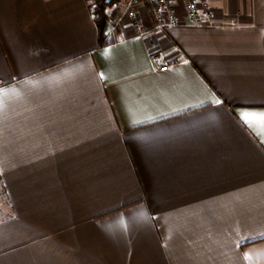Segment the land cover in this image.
<instances>
[{"label":"crops","instance_id":"obj_1","mask_svg":"<svg viewBox=\"0 0 264 264\" xmlns=\"http://www.w3.org/2000/svg\"><path fill=\"white\" fill-rule=\"evenodd\" d=\"M106 2L0 0V264H264V0Z\"/></svg>","mask_w":264,"mask_h":264},{"label":"built area","instance_id":"obj_2","mask_svg":"<svg viewBox=\"0 0 264 264\" xmlns=\"http://www.w3.org/2000/svg\"><path fill=\"white\" fill-rule=\"evenodd\" d=\"M101 0H87L89 6L94 8L96 3ZM112 1V0H108ZM125 6V16L132 25L136 35H143L145 31L144 24L140 17L142 7L149 9V15L153 21L154 28L159 31H164L175 27L179 24L177 7L172 0H114ZM181 9L187 21L196 27H203L212 17L209 0H180ZM151 63L154 70L165 72L168 69V64L163 63L158 66L156 59L151 57ZM173 65L175 63H172Z\"/></svg>","mask_w":264,"mask_h":264},{"label":"trees","instance_id":"obj_3","mask_svg":"<svg viewBox=\"0 0 264 264\" xmlns=\"http://www.w3.org/2000/svg\"><path fill=\"white\" fill-rule=\"evenodd\" d=\"M93 10L94 14L97 16L96 22L98 25V43L101 45L103 42V32L105 29L106 21L104 18L103 10L105 6L107 5L106 0H101L98 2Z\"/></svg>","mask_w":264,"mask_h":264},{"label":"snow or ice","instance_id":"obj_4","mask_svg":"<svg viewBox=\"0 0 264 264\" xmlns=\"http://www.w3.org/2000/svg\"><path fill=\"white\" fill-rule=\"evenodd\" d=\"M3 94L0 93V96ZM241 119L245 121V123H248L250 126L254 122H259L261 127H264V113H259V114H251V113H242L241 114Z\"/></svg>","mask_w":264,"mask_h":264},{"label":"rangeland","instance_id":"obj_5","mask_svg":"<svg viewBox=\"0 0 264 264\" xmlns=\"http://www.w3.org/2000/svg\"><path fill=\"white\" fill-rule=\"evenodd\" d=\"M1 197H2V195H1V191H0V202H1V200H2ZM1 208H2V207H0V210H1ZM2 209H3V208H2Z\"/></svg>","mask_w":264,"mask_h":264}]
</instances>
